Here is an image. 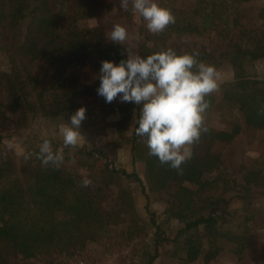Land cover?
<instances>
[{"label": "trees", "instance_id": "trees-1", "mask_svg": "<svg viewBox=\"0 0 264 264\" xmlns=\"http://www.w3.org/2000/svg\"><path fill=\"white\" fill-rule=\"evenodd\" d=\"M72 1L0 0V28L11 34L12 38L11 44L7 42L0 45V84L4 83L8 90L10 101L7 107L19 115L17 129H28L39 121H66L83 106L76 102V98L89 94L91 90H85L79 81L85 65L91 61L99 70L103 60L118 64L127 58L120 44L105 42L102 29L79 30L75 26L81 19L91 18L100 10H108L111 4H106L105 0H76L74 4ZM249 1L252 0H196L189 8H177L174 7V0H162L159 6L171 10L175 23L169 25L163 33L155 35L148 34L142 27L140 31L145 42L141 46V56L146 58L161 49L170 48L167 40L173 35L217 31L221 37H227L239 27V36L228 51L216 57L202 49L197 51V59L215 67L221 65L223 60L233 65L234 80L221 86L222 100L243 113L247 126L264 130V115L258 114L264 109V76L257 77L252 72L255 62L264 59V32L248 27L242 21L241 5ZM127 15L132 16L131 3ZM68 19L71 23L63 27ZM260 19L264 25V9ZM22 31L24 39L21 42L19 36ZM174 50L177 53L193 52ZM30 54L34 59L41 57L49 61L50 67L54 68L50 88L41 85L24 61ZM72 69L74 76L68 79ZM52 91L53 101L50 102L47 97ZM206 99L210 104L207 110L216 105L215 96L209 95ZM129 103L123 102L114 109L122 111ZM135 107L139 115L140 106ZM86 109L88 119L91 114ZM123 116L126 119V114ZM240 130L239 125L231 132L208 129L202 136L208 140L209 147L216 140L232 142ZM5 138L0 135V149ZM44 140L33 139L21 160L0 150V264L4 263L7 255L13 253L25 258L38 256L61 239L60 228H66L73 219L77 225L83 221L84 216L93 212L94 200L90 190L82 186L81 178L76 173L57 165H42L38 153ZM132 151L134 161L146 162L149 179H155L160 188L168 187L173 181H180L197 185L203 191L206 188L203 181L206 172L221 166L217 154L207 151L200 157L196 148L192 158L181 166L182 174H178L167 164L161 165L157 157L150 156L146 143L136 132ZM79 154L87 158L98 156L102 160L108 159L103 150L86 151L82 148ZM101 167L112 176H123L141 184L145 192L144 183L135 172L116 169L111 163H102ZM256 170L251 168L249 174L260 175L261 172ZM178 192L183 199L179 205H173L179 212L172 214L182 226L173 239L179 243L175 256L187 263L198 260L204 250L202 239L205 235L209 241L208 259L215 258L220 253V247L215 242V237L220 235L217 226L226 222L231 214L226 209L213 207L208 213L196 216V192L184 186ZM56 213L62 214L64 219L58 221ZM200 230L204 231V235H197ZM162 241L167 242L169 239L158 228L156 242L159 244ZM156 258L157 255L152 256L145 264H154Z\"/></svg>", "mask_w": 264, "mask_h": 264}, {"label": "rangeland", "instance_id": "rangeland-1", "mask_svg": "<svg viewBox=\"0 0 264 264\" xmlns=\"http://www.w3.org/2000/svg\"><path fill=\"white\" fill-rule=\"evenodd\" d=\"M174 1V7L177 8H189L196 2ZM155 2L160 5L162 0ZM74 3L76 0L72 1ZM105 3L111 4L108 10H100L91 18L81 19L75 26L79 30L102 29L105 42L109 43L111 41L107 35L113 25L121 24L128 31L126 43L134 53L141 55L145 39L140 30L142 27L147 30L146 22L133 9L129 17L127 11L120 7V0H105ZM241 9L244 24L264 32L263 21L260 19L264 0L249 1L241 5ZM70 23L68 19L63 27H68ZM239 32L240 28L237 27L227 37H221L217 31L173 35L167 40V45L181 52L205 49L219 57L230 49ZM147 33L155 35L148 30ZM19 39L23 41L24 31ZM7 42L11 44V34L0 28V45ZM127 44H120L125 52ZM24 61L41 85L50 88L54 68L50 67L49 61L41 57L34 59L31 54ZM215 68L220 78L218 89L210 96H215L217 100L216 105L206 110L204 126L215 132H231L236 125L241 130L230 143L216 140L208 147V140L201 135L200 141L193 146V153L197 148L200 157L209 151L217 154L221 161L218 169L204 175L206 188L203 191L197 185L180 181H173L168 187L160 188L155 179H149L146 162L134 161L132 151L136 129L134 121L138 117L136 104L129 103L122 111H116L114 108L123 102L117 98L112 103H106L97 94L99 70L91 61L85 65L79 79L85 90H91L89 94L76 98V102L87 107L91 115L81 125L80 132L84 138L76 148L64 147L60 132L61 126L70 117L66 121H39L28 129H17L19 115L7 107L10 101L8 90L4 83L0 84V135L6 137L0 150L21 160L33 139H50L53 151L60 150L64 156L63 162L57 166L76 173L81 181L90 180L87 189L94 200L92 214L84 216L83 221L77 225L73 219L66 228H60L61 239L53 246L33 258L9 254L3 264H145L154 255H157L154 264H264V130L247 126L243 113L222 100L221 86L234 80L233 65L223 60ZM254 70L252 72L257 77L264 76V59L255 62ZM73 76L72 69L67 77L71 79ZM47 99L53 101V91ZM82 148L86 151L103 150L108 159L102 160L98 156L87 158L79 154ZM102 163H111L116 169L138 174L144 183L145 192L143 186L133 180L108 174L101 167ZM251 168L261 174L250 175ZM181 186L196 192V216L208 213L213 207L226 209L231 214L226 222L217 226L220 235L215 237V242L220 247V253L213 259H208L209 241L203 230L197 234L204 235V250L198 260L187 263L175 256L179 243L173 239L182 223L172 213L179 212L173 205H179L183 199L178 192ZM56 219L61 221L64 216L56 213ZM158 228L169 241L157 244Z\"/></svg>", "mask_w": 264, "mask_h": 264}, {"label": "clouds", "instance_id": "clouds-1", "mask_svg": "<svg viewBox=\"0 0 264 264\" xmlns=\"http://www.w3.org/2000/svg\"><path fill=\"white\" fill-rule=\"evenodd\" d=\"M130 3L150 33H163L175 23L171 10L159 6L155 0H120V7L128 11ZM107 38L124 45L128 31L115 24ZM126 52L127 58L118 64L101 61L97 94L106 103L118 98L120 102L140 106L134 121L136 135L144 139L150 156L182 174L181 166L192 158L193 146L208 131L204 126V114L210 107L206 97L218 89L220 73L215 66L199 61L197 51L177 53L168 48L145 58L128 45ZM86 111V107L78 108L61 126L64 147L76 148L84 138L80 128ZM258 114L264 115V109ZM38 158L43 166L59 165L64 160L62 151H53L47 139L39 146ZM90 184L88 179L82 181L83 187Z\"/></svg>", "mask_w": 264, "mask_h": 264}]
</instances>
